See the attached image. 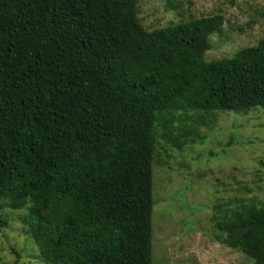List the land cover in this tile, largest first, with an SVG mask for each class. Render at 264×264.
Masks as SVG:
<instances>
[{
	"label": "trees",
	"instance_id": "obj_1",
	"mask_svg": "<svg viewBox=\"0 0 264 264\" xmlns=\"http://www.w3.org/2000/svg\"><path fill=\"white\" fill-rule=\"evenodd\" d=\"M138 0H0V222L24 208L48 264H153L157 137L264 109V39L205 59L220 13L146 30ZM192 124H188V122ZM264 264V197L213 216Z\"/></svg>",
	"mask_w": 264,
	"mask_h": 264
},
{
	"label": "rangeland",
	"instance_id": "obj_2",
	"mask_svg": "<svg viewBox=\"0 0 264 264\" xmlns=\"http://www.w3.org/2000/svg\"><path fill=\"white\" fill-rule=\"evenodd\" d=\"M146 30L220 13L205 59L230 57L264 39V0H138ZM197 139L181 150L157 137L152 164L153 264H250L218 240L214 215L239 201L264 197V109L216 110L203 117ZM188 124H192L190 121ZM24 208H5L0 264H48L25 230Z\"/></svg>",
	"mask_w": 264,
	"mask_h": 264
}]
</instances>
